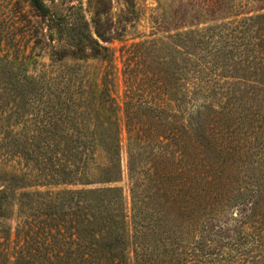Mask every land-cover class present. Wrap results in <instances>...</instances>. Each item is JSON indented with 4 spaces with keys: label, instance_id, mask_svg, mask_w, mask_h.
<instances>
[{
    "label": "trees",
    "instance_id": "1",
    "mask_svg": "<svg viewBox=\"0 0 264 264\" xmlns=\"http://www.w3.org/2000/svg\"><path fill=\"white\" fill-rule=\"evenodd\" d=\"M25 1L65 45L48 64L0 49V218L14 224L0 227V264H264V13L217 25L210 55L216 28L117 51L96 24ZM191 207L207 226L182 252Z\"/></svg>",
    "mask_w": 264,
    "mask_h": 264
},
{
    "label": "rangeland",
    "instance_id": "2",
    "mask_svg": "<svg viewBox=\"0 0 264 264\" xmlns=\"http://www.w3.org/2000/svg\"><path fill=\"white\" fill-rule=\"evenodd\" d=\"M45 6L57 15L66 16L70 23L79 28L83 26V21L88 22V29L94 34L95 24L98 30L111 38V44H104L117 51L132 44L149 42L152 40L166 39L175 35L183 34L189 30H203L206 28H216L212 35L211 43L208 47L210 55L211 47L217 43V25L225 22L229 17L251 16L264 13V0H42ZM232 20V19H230ZM229 21V20H228ZM48 35L47 27L39 19L33 17L28 3L25 0H0V49L9 52V58H21L22 52L31 53L38 57L39 63H49L50 47L56 48L65 43L55 39L48 40L42 35ZM205 40L210 37L204 35ZM181 50L179 55V65L182 68V80L180 85H184L186 80V63L184 51V38L179 39ZM43 48V49H41ZM19 53V54H17ZM208 55L203 57L209 61ZM217 55V54H216ZM119 54L116 53V57ZM162 56V55H159ZM216 57V56H215ZM217 60V59H214ZM82 64V63H81ZM91 64V62H88ZM117 75L113 90L115 99L119 104V119L121 127V167L122 180L119 184L124 190L126 209L131 208L130 194L128 191V154L127 136L124 128L123 107V84L121 77L122 64L119 59L116 61ZM217 75V71H213ZM206 86L214 82L217 93V76L211 77L210 73H204L203 77ZM208 80V81H205ZM208 96L212 93L207 92ZM201 151L200 147L191 148L189 164L197 161L196 156ZM192 212L186 216V234L183 236L182 252L186 249L194 248L202 241L199 238V230L203 228L196 219V209L191 207ZM4 225L0 218V227ZM207 226V225H205ZM204 226V227H205ZM190 259V258H189ZM192 259L189 260V262ZM134 264V263H133Z\"/></svg>",
    "mask_w": 264,
    "mask_h": 264
}]
</instances>
